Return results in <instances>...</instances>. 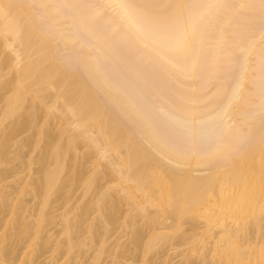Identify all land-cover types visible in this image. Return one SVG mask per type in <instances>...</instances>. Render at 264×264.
Instances as JSON below:
<instances>
[{"label":"bare ground","instance_id":"1","mask_svg":"<svg viewBox=\"0 0 264 264\" xmlns=\"http://www.w3.org/2000/svg\"><path fill=\"white\" fill-rule=\"evenodd\" d=\"M124 212L132 249L108 242ZM199 234L201 264H264V0H0V264Z\"/></svg>","mask_w":264,"mask_h":264},{"label":"rangeland","instance_id":"2","mask_svg":"<svg viewBox=\"0 0 264 264\" xmlns=\"http://www.w3.org/2000/svg\"><path fill=\"white\" fill-rule=\"evenodd\" d=\"M28 135V133L27 132H25V133H22L21 135H20V137H22V138H24V137H26ZM19 137V138H20ZM22 166V169L21 168H15L14 169V167L11 165L10 166V168L12 167L13 169H11V170H13V172L15 171V173H12V171L10 170V168L8 167V168H6L5 167V169H9L11 172H9V174L10 175H12V176H9L10 178H8V182L9 183H7V184H10V183H12V184H14L13 186H14V188H16V186H18V184L16 183V179H19V178H21V177H24V176H27V174L29 175L30 173H32L33 171L32 170H30L29 168H27V167H24L23 165H20V164H16V167H21ZM88 167V166H87ZM103 168V167H102ZM90 168L88 167L87 168V170L85 169V171H86V173H88L90 170H89ZM92 169V168H91ZM89 174V173H88ZM115 174H117V173H115ZM114 175V174H113ZM116 176V175H115ZM111 178H115V177H112V174H111V176H110ZM117 177H118V175H117ZM110 178V180L108 181L110 184L112 183V180L113 179H111ZM116 179V181H117V178H115ZM114 179V180H115ZM114 180H113V182H114ZM111 181V182H110ZM117 183V182H116ZM6 184V183H5ZM12 184H10V185H12ZM118 184V183H117ZM9 185V186H10ZM111 185H113V183L111 184ZM115 185V184H114ZM114 185H113V187H114ZM116 186V185H115ZM112 187V188H113ZM117 188V187H116ZM96 190V189H95ZM94 189H90V190H88V191H85V188H84V185L83 184H80L79 186H77V188L74 190V192H73V196H72V198H71V200H70V202H69V206L71 207V208H73V211L72 212H77V210L75 209L81 202H83V201H89V200H91L92 198H94L95 197V195H96V192L97 191H95ZM119 190H121V189H119V186H118V191ZM122 191H123V189H122ZM112 192H113V190H112ZM114 192H115V190H114ZM124 192V191H123ZM116 193H117V191H116ZM138 193V192H137ZM118 194H120V193H118ZM124 194V193H123ZM141 194V193H140ZM16 195V194H15ZM22 199L25 201V203L27 202V201H29V200H31L32 199V196L30 195V194H26V195H24V196H22ZM33 200H31V202H32ZM30 202V201H29ZM28 202V203H29ZM126 204V203H125ZM123 205L122 204V208L126 211V210H128L129 208H127V207H129V206H126V205ZM134 208V207H133ZM152 210L154 209V208H151ZM63 210H64V208H62V206H57V210L55 211V214L56 215H61L60 213H62L63 212ZM123 211V210H122ZM129 211V210H128ZM134 211V210H133ZM123 213V212H122ZM125 213H127V212H124V214ZM128 214V213H127ZM127 214H125V216H122V214H121V218H119L118 219V221L119 222H117V226L116 227H114V228H116V229H113V234L111 235V237L109 238V243L110 244H116L115 242H116V240H119V244H122L123 245V243L124 244H126V245H124V246H128V244L130 243V241H131V239H130V236H131V234H133L132 232H133V230L131 229V226H129V223L131 224V222H129V223H127V222H125V220L127 221L128 219H125L126 218V215ZM93 216H96V213H94V215ZM92 216V217H93ZM59 217V216H58ZM57 217V218H58ZM91 217V218H92ZM127 217H129L128 215H127ZM93 218H95V217H93ZM92 218V219H93ZM135 219H136V224H137V221L140 223L139 225L141 226V224H142V226H146L145 225V221H146V219L145 218H143L142 216H137V218L135 217ZM57 221V222H56ZM128 221H131V220H128ZM185 221H188V219L186 220H184V223L183 224H185V226H184V229L182 230V232L184 233L185 231H189V227H190V225H189V223H190V221H189V223L187 222H185ZM198 221V220H197ZM197 221H195V222H197ZM55 222L56 223H51L52 225H51V229H53V232L55 233V231L56 230H58V228L60 227V224H59V222H60V220H56L55 219ZM191 222H192V220H191ZM170 223V222H169ZM169 223H168V225H169ZM197 223H199L198 225H199V227L200 226H204L205 224L203 223V221H201V220H199V222H197ZM144 224V225H143ZM146 227H148V226H146ZM48 228H50V226H48ZM50 229V230H51ZM60 229V228H59ZM168 230H169V228H167ZM166 229V230H167ZM188 229V230H187ZM200 229H201V227H200ZM55 230V231H54ZM165 230V229H164ZM171 230V229H170ZM199 230V229H198ZM218 230V229H217ZM216 230V231H217ZM59 231V230H58ZM202 231H203V229H202ZM202 231H199L201 234L203 233ZM52 232V233H53ZM187 232L186 233H181L180 231H179V233H180V235H179V233H175V239H178V240H180L178 237H181L182 235H185V234H187ZM56 233H58L57 231H56ZM56 233L54 234V235H56ZM201 234H199L198 235V240L196 241L197 242V244L196 245H194V244H188V242L186 243V244H184V243H182V245L180 244H175L176 242L175 241H173V243L174 244H172L171 245V243L172 242H170L169 243V245L170 246H168V247H166L167 249H165V247H164V249L162 250V253H161V251L159 252V253H157V254H153V255H150V254H148L149 256H147V257H151L150 259H152V258H154V260L152 259V260H149V262H151V264H153V262L152 261H154V264H187V262H191V263H197V264H201L202 263V258L198 255L199 254V252L197 251V246H200V238L202 237V235ZM176 235L178 236V237H176ZM183 238H185L184 236H183ZM130 239V240H129ZM129 241V242H128ZM177 241V240H176ZM198 241H199V243H198ZM88 242V241H87ZM118 242V241H117ZM121 242V243H120ZM128 243V244H127ZM184 244V245H183ZM130 245V244H129ZM112 246V245H111ZM210 246V247H209ZM212 245L210 244H208V247L209 248H212L211 247ZM116 247V245H114V248ZM128 247H130L131 248V245L130 246H128ZM113 248V247H112ZM132 249V248H131ZM131 249H130V251H131ZM65 249H63V248H59V249H57V250H55V254L53 255L52 253H53V251L52 250H50L46 255H44L40 260L43 262H47V261H49L50 262V260L52 259V256H54L55 257V259H65L66 258V255L64 254V251ZM114 250L115 249H113V252H114ZM208 250V251H207ZM94 251L95 250H90L89 249V251L87 252V250L85 251L86 253H84L83 255V257L81 258L82 259V261L83 260H85L86 261V264H91L90 263V261H91V259H92V256L94 255ZM130 251L128 252L129 254L128 255H130V256H125V257H127L125 260L124 259H122L121 261L123 262V260L126 262V264H135V262H136V264H143V260L145 259V257L146 256H144L143 254H141V252L140 251H136V250H134L133 249V251H134V253L133 254H130ZM164 251V252H163ZM206 251H207V253L209 252L210 253V249H206ZM212 253V252H211ZM211 253H210V255H211ZM154 255H157V258L154 256ZM209 255V254H208ZM146 257V258H147ZM211 258H212V256H210ZM124 258V257H123ZM144 258V259H143ZM159 258V259H158ZM210 258V259H211ZM112 260H113V258H111V257H106V258H104V260L102 259V261H101V264H112L113 262H112ZM142 260V261H141ZM147 260V259H146ZM157 260V261H156ZM160 260H161V262H160ZM187 262H186V261ZM215 260V259H214ZM214 260H212L213 262H210V263H213V264H217V263H215V261ZM159 261V262H158ZM49 262H47L48 264H49ZM217 262V261H216ZM148 263V262H147ZM148 264H150V263H148Z\"/></svg>","mask_w":264,"mask_h":264}]
</instances>
